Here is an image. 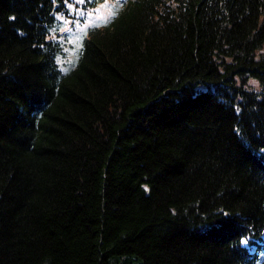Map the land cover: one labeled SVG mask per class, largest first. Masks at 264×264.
Wrapping results in <instances>:
<instances>
[{"label": "trees", "instance_id": "16d2710c", "mask_svg": "<svg viewBox=\"0 0 264 264\" xmlns=\"http://www.w3.org/2000/svg\"><path fill=\"white\" fill-rule=\"evenodd\" d=\"M76 1L0 0V264H264V0Z\"/></svg>", "mask_w": 264, "mask_h": 264}, {"label": "rangeland", "instance_id": "374dc122", "mask_svg": "<svg viewBox=\"0 0 264 264\" xmlns=\"http://www.w3.org/2000/svg\"><path fill=\"white\" fill-rule=\"evenodd\" d=\"M91 0L75 2L71 6L74 18H65L58 32L64 39V52H66V61L68 65L74 64L78 58V50L81 46L83 35L87 34V28L93 25L103 23L114 15V12L122 9L128 0H103L98 1L93 7H89ZM73 25V26H72ZM70 28V31H69ZM72 28H76L72 30ZM86 34L84 36H86ZM65 61V59H63ZM62 62V61H61Z\"/></svg>", "mask_w": 264, "mask_h": 264}]
</instances>
